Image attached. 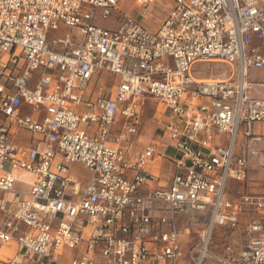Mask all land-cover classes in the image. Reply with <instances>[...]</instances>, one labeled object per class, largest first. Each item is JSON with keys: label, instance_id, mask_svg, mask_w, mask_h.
I'll return each instance as SVG.
<instances>
[{"label": "built area", "instance_id": "obj_1", "mask_svg": "<svg viewBox=\"0 0 264 264\" xmlns=\"http://www.w3.org/2000/svg\"><path fill=\"white\" fill-rule=\"evenodd\" d=\"M121 1L0 0V248L16 249L6 264H264V162L251 177L264 99L247 82L264 70V0H169L154 31ZM97 10L118 12L117 27H98ZM205 64L228 77L198 78ZM147 101L159 105L161 152L138 138ZM156 155L172 166L166 180L147 170ZM21 173L33 181L16 203L5 195ZM192 214L207 221L187 243L177 221ZM65 250L76 252L67 262Z\"/></svg>", "mask_w": 264, "mask_h": 264}, {"label": "rangeland", "instance_id": "obj_2", "mask_svg": "<svg viewBox=\"0 0 264 264\" xmlns=\"http://www.w3.org/2000/svg\"><path fill=\"white\" fill-rule=\"evenodd\" d=\"M135 0H122L119 4V9L122 13L128 14L132 16L133 18H136L146 29L150 31L156 30V28L163 22V20L166 18L167 14L172 9V3L169 0H156L155 4L151 6L150 8L144 9L141 7H137L135 5ZM85 8V7H84ZM102 11L97 10L95 12V24L106 30H112L117 27V21L119 17L118 12H111L110 15L106 19H102ZM69 31V30H67ZM73 33H76V31H73ZM201 73L205 78H223V74H226V69L222 65L219 64H210V65H204L202 66ZM206 73V74H205ZM259 79V81H264V75L263 74H257L252 75L250 79ZM159 105L154 102H145L143 107V116H144V124L147 126L144 127L143 123L141 121L140 127H139V134L138 138H148L153 134L160 135V131H155V126L151 125V114L155 113V110H158ZM151 112V114H150ZM169 116V112H167L166 117ZM172 155H175V153L169 152ZM176 156V155H175ZM8 170V166H5ZM69 174L70 176L75 179L76 181H79L81 183H86L89 180L90 173L81 165H71L69 167ZM13 189L17 192H24L26 191V187L24 185L15 183L13 185ZM227 197H237L241 191L239 190L238 186H234L227 192ZM207 221V215H200V214H192L189 215L187 218H180L177 221V227L179 229L188 228L189 234L187 236L181 235V241H186L187 243H194L201 230L203 229L205 223ZM220 231L216 233V235L213 238V243H216L219 239ZM76 255V252H72L69 250H65L62 254L60 260L63 262H67L70 257H74ZM35 261V259H34ZM33 261V264H34Z\"/></svg>", "mask_w": 264, "mask_h": 264}, {"label": "crops", "instance_id": "obj_3", "mask_svg": "<svg viewBox=\"0 0 264 264\" xmlns=\"http://www.w3.org/2000/svg\"><path fill=\"white\" fill-rule=\"evenodd\" d=\"M205 65H210V64H205ZM219 65H221V64H219ZM202 66H204V65L197 67L198 69L196 71V76L200 79H204V77L201 73ZM222 66L225 67V69H226V74H223V76H222L223 78L220 79V78L215 77V78H210V79L223 80V79H226L228 77V74H229L228 68L224 65H222ZM257 74H263L264 75V70H250L248 72L247 82L249 85V88H248L249 94L253 98L264 99V81H259V79H256V78L250 79L252 75L254 76ZM205 79H207V78H205ZM30 113L31 112L28 109L22 108V110H21L22 115H30ZM150 114H151V112H150ZM152 115L153 114H151L152 119H151L150 124L154 125L155 122H154ZM143 119H142L143 126L146 127L147 125L144 124ZM254 131L259 132V133L262 132L264 134V126L263 125H256V126H254ZM156 134H153L148 138L147 137L146 138H144V137L140 138V145L145 144L149 141H153L157 151L161 152L160 142L158 140V135H156ZM28 139H29V136L27 133L18 132L15 142L17 145H19L20 148L25 149ZM169 152H172V151L167 150L166 155L173 156ZM262 162H264V159H260V160L259 159H253V160H251V168L253 170V172H251V177L253 179H258L262 176L260 169H259V165H261ZM147 170L150 173L159 175L161 178L166 180L169 178V176L171 174L172 166L166 159H164L161 156L156 155L153 158L152 162H150L148 164ZM32 181H33V177L31 175H29L27 173H21L18 176V179L15 183L24 185L27 190L20 193V192H17L13 189L14 194H11V195L6 194L5 197L8 198L9 200L13 201V202H16V203L18 201L27 200V192L29 190V186L32 183ZM15 255H16V249H15L14 245L2 246L0 248V264H6L8 262V260L11 259L12 257H14Z\"/></svg>", "mask_w": 264, "mask_h": 264}, {"label": "bare ground", "instance_id": "obj_4", "mask_svg": "<svg viewBox=\"0 0 264 264\" xmlns=\"http://www.w3.org/2000/svg\"><path fill=\"white\" fill-rule=\"evenodd\" d=\"M206 74V73H205ZM205 77V76H204Z\"/></svg>", "mask_w": 264, "mask_h": 264}]
</instances>
